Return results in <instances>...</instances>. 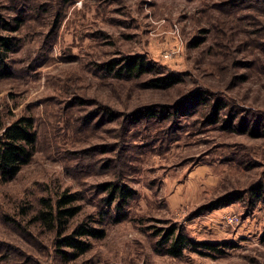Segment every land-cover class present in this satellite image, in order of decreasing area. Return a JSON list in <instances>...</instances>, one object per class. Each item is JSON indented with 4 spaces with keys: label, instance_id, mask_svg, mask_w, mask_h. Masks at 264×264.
<instances>
[{
    "label": "rangeland",
    "instance_id": "rangeland-1",
    "mask_svg": "<svg viewBox=\"0 0 264 264\" xmlns=\"http://www.w3.org/2000/svg\"><path fill=\"white\" fill-rule=\"evenodd\" d=\"M221 1L0 0L12 26L24 21L10 32L0 133L23 115L39 132L32 161L0 181V264L7 252L18 264H264V194L251 193L264 179V52L245 12L239 27ZM133 55L155 69L139 79L105 68ZM176 72L189 74L167 90L145 83ZM197 85H219L233 99L217 124L184 98ZM109 179L127 198L109 204L99 185ZM63 193L80 206L73 227L106 230L77 258L62 256L35 219L43 198ZM168 229L189 236L180 257L161 251Z\"/></svg>",
    "mask_w": 264,
    "mask_h": 264
},
{
    "label": "trees",
    "instance_id": "trees-1",
    "mask_svg": "<svg viewBox=\"0 0 264 264\" xmlns=\"http://www.w3.org/2000/svg\"><path fill=\"white\" fill-rule=\"evenodd\" d=\"M228 5L230 8H225ZM217 7L228 11L233 17L231 21L237 20L238 26H242L241 16L245 19L247 33L254 38L260 51L264 52V0H252L244 6L237 7L231 4V1L222 0ZM240 10L242 14L240 13ZM17 25L12 26V20L7 18L0 7V80L5 79L13 74L12 54L16 50L15 37L10 32L16 30L24 24L23 19L18 18ZM249 39H247V42ZM231 47L225 51L229 52ZM227 55V56H228ZM109 73H114L118 78H142L147 73H151L155 68L143 55H133L125 59H115L105 63ZM235 72L233 71L232 74ZM189 73H172L165 77H151L146 79L151 88L167 90L185 82L186 75ZM235 75H233L234 77ZM197 84H202L197 82ZM196 85V84H195ZM221 86L197 85L189 92L186 97L195 103L202 104L203 110H206L208 118H211L212 124H217L223 118L224 113L232 107L233 99L225 94ZM152 114V113H150ZM174 114H177L174 112ZM174 120V119H173ZM249 124L247 130L251 133L258 128L256 123ZM39 132L36 120L33 116L23 115L8 125L1 127L0 133V181L9 182L17 178L23 168L29 164L36 152ZM264 160V149L261 152ZM263 175V173H262ZM119 178V177H118ZM121 179V178H120ZM104 191L109 194V204L113 203L119 194L127 198V192L124 184L116 179H109L99 184ZM241 193V192H239ZM253 195L264 194V179L257 180L254 187H251ZM227 197L218 199L219 202L225 201ZM77 198L74 193H63L56 201L51 198H43L44 209L40 210L35 219L40 222L41 226L52 233L57 250L62 256L67 258H77L87 253L91 248L89 239L105 237L106 230L98 229L91 222H81L73 227L72 220L81 212L80 206L76 205ZM190 245L189 236L177 229H168L165 237L160 241L162 252L174 257H180ZM3 264H18L13 262V254L4 253L2 258ZM34 264V260H31ZM25 264H27L25 262Z\"/></svg>",
    "mask_w": 264,
    "mask_h": 264
},
{
    "label": "built area",
    "instance_id": "built-area-1",
    "mask_svg": "<svg viewBox=\"0 0 264 264\" xmlns=\"http://www.w3.org/2000/svg\"><path fill=\"white\" fill-rule=\"evenodd\" d=\"M229 222H236L237 220H238V217L237 216H235V215H233V216H231V217H227L226 218Z\"/></svg>",
    "mask_w": 264,
    "mask_h": 264
}]
</instances>
